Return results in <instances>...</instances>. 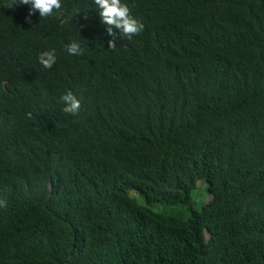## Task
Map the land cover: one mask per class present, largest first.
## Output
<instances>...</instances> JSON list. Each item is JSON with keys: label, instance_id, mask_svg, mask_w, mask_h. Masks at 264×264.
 Instances as JSON below:
<instances>
[{"label": "trees", "instance_id": "1", "mask_svg": "<svg viewBox=\"0 0 264 264\" xmlns=\"http://www.w3.org/2000/svg\"><path fill=\"white\" fill-rule=\"evenodd\" d=\"M7 2L0 264H264V0H122L144 30L114 49L94 0Z\"/></svg>", "mask_w": 264, "mask_h": 264}, {"label": "clouds", "instance_id": "2", "mask_svg": "<svg viewBox=\"0 0 264 264\" xmlns=\"http://www.w3.org/2000/svg\"><path fill=\"white\" fill-rule=\"evenodd\" d=\"M94 4L98 8V13L101 17V22L106 25V31L109 36L112 37L108 41L109 48L116 47V34L117 32L123 36L131 39L134 36H138L144 30V24L136 19L131 12L127 3H122V0H94ZM27 5L29 6V13L25 17V21L31 23V16L39 13L40 18L56 17L61 18L64 13L61 11L63 5L61 0H8L4 5L6 9H13L14 6ZM75 14H78L75 13ZM61 24L66 23L64 19L60 20ZM66 51L70 55H80V46L78 43L73 42L66 46ZM39 62L45 68H52L56 63L55 51H47L40 55ZM61 101L65 105L62 109L64 113L76 116L79 113L81 104L76 96L68 91L66 94L60 97ZM7 202L0 199V207H6Z\"/></svg>", "mask_w": 264, "mask_h": 264}, {"label": "rangeland", "instance_id": "3", "mask_svg": "<svg viewBox=\"0 0 264 264\" xmlns=\"http://www.w3.org/2000/svg\"><path fill=\"white\" fill-rule=\"evenodd\" d=\"M205 185H206L205 181L201 179L197 180L195 183L194 190L191 193V198L193 203L195 204L194 207L195 209H198L200 205L206 203L209 200V195L206 192ZM126 192L130 197L134 198L137 203L143 204L144 202L143 196L137 189L128 188ZM152 208L157 210L160 213L161 217H163L166 220L173 219L175 218L174 216H179L178 213H175L173 211L179 212L180 210L181 213L180 215L183 216H186L188 214V211L186 209H182L179 207L168 208L163 203L154 205Z\"/></svg>", "mask_w": 264, "mask_h": 264}]
</instances>
